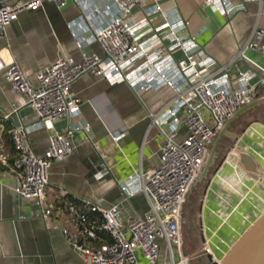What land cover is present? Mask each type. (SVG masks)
Segmentation results:
<instances>
[{
    "label": "built area",
    "instance_id": "2783aa9c",
    "mask_svg": "<svg viewBox=\"0 0 264 264\" xmlns=\"http://www.w3.org/2000/svg\"><path fill=\"white\" fill-rule=\"evenodd\" d=\"M150 1L106 0L101 4L94 0L0 1V39L6 36L7 26L17 20L19 13L42 9L45 2L58 9L73 3L82 12L78 21L67 25L76 51L81 54L80 61L74 62L59 47L56 59L35 73L36 85L10 59L7 48L0 51V71H4L12 90L25 98V105L38 123L51 129L58 121L67 122L63 131H52L48 136L42 158L25 141L28 128L19 123L10 130L14 151L11 169L18 174L14 192L32 202L45 222L53 215V208L45 204L51 163L71 154L72 139L77 133L89 132L87 123L75 119L80 100L70 93L71 85L90 73L110 84L125 83L136 94L163 86L174 92L161 110L149 114L151 126L164 138L158 166L147 172H133L123 180L119 184L121 198L108 209L86 199L66 206L67 222L73 231L63 228L62 234L84 264H140L139 255L144 264H189L196 255L184 254L181 249V211L187 195L216 136L239 109L258 98L259 87L264 85V67L246 56L247 52L264 54V28L255 26L236 56L214 68L215 61L198 43L199 34L188 32V22L172 19L157 5L148 7ZM237 1L203 0V5L230 18L247 3L264 2ZM154 14L164 20L159 26H153L149 20ZM93 44L100 47L101 56L86 52ZM239 60L250 64L258 77L247 69H238L231 78L228 72ZM15 112L6 114L3 120ZM2 126L0 123V136ZM181 127L187 133L178 141ZM122 136L111 134L113 141ZM6 160L0 150V164ZM101 168L105 169L103 164ZM139 193L145 196L148 210L143 215L125 216L123 203ZM90 214L96 216L92 221ZM99 233L108 235L110 242L89 245L100 240ZM202 235L203 252L217 264L220 258L209 247L211 238Z\"/></svg>",
    "mask_w": 264,
    "mask_h": 264
},
{
    "label": "crops",
    "instance_id": "0c3cea01",
    "mask_svg": "<svg viewBox=\"0 0 264 264\" xmlns=\"http://www.w3.org/2000/svg\"><path fill=\"white\" fill-rule=\"evenodd\" d=\"M105 1L94 0V3ZM152 5H157L172 19L188 22V32L199 34L198 43L215 61L214 68L229 63L236 56L255 26L264 28V2L261 5L247 3L230 18L207 9L203 0H151L147 6ZM81 17V10L73 3L58 9L53 3L45 2L42 9L25 10L7 26L6 36L0 39V51L7 48L10 59L36 85L35 73L56 59L59 47L74 62L80 61L81 54L76 51L67 25ZM149 20L153 26L164 22L159 14L150 16ZM86 52L102 55L96 44L89 46ZM246 56L264 67V54L247 52ZM238 69H247L258 77L254 68L242 60L236 62L228 75L234 77ZM70 93L80 100L75 119L87 123L89 132L87 135L77 133L72 139L71 154L51 163L45 204L53 208V215L45 222L32 202L14 192L18 174L11 169L14 151L10 130L19 123L28 128L25 141L32 152L42 158L48 147V136L52 131H63L67 122L58 121L51 129L39 124L25 105V98L12 90L4 71H0V123L3 124L0 150L7 159L0 164V264H84L62 234L63 228L73 231L67 222L66 206L70 200L86 199L108 209L121 198L119 184L123 180L133 172H147L159 164L164 138L151 126L149 114L157 113L173 98L172 89L163 86L136 94L125 83L110 84L103 77L87 73L71 85ZM258 96H264V85L259 87ZM262 105L264 103L256 107ZM250 109H239L226 122L210 146L205 166L196 179L207 177L199 203L200 230L211 238L209 247L216 254L221 251L226 254L232 243L264 211V126L251 123L245 127L243 116ZM13 110L16 112L3 120ZM234 122H237L235 129L240 128L238 133L230 131ZM117 133L123 136L113 141L111 134ZM186 133L181 127L177 140H182ZM223 134L236 136L234 146L210 171L213 154ZM241 153L253 160L257 173L243 168ZM147 210V200L140 193L122 205L125 216L143 215ZM183 223L181 215V226ZM162 259L163 256L160 262ZM139 263L144 264L140 255Z\"/></svg>",
    "mask_w": 264,
    "mask_h": 264
},
{
    "label": "rangeland",
    "instance_id": "374dc122",
    "mask_svg": "<svg viewBox=\"0 0 264 264\" xmlns=\"http://www.w3.org/2000/svg\"><path fill=\"white\" fill-rule=\"evenodd\" d=\"M244 119L246 120L245 123H247L245 127H247V125L251 123H258L264 126V105L260 107H254L248 110L245 116H243V120ZM239 120L241 121L242 119L240 118ZM234 125H237V122L233 123V125L230 128V131L233 133H238L240 131V128L235 129ZM235 138H236L235 135L233 136H228L227 134L222 135L220 140V145L217 147V150H215L213 154V158L211 160V165H210V169H211L210 171H212L215 167H217V165L225 158L226 151L229 148L230 150L232 149V147L234 146ZM206 178L198 179L196 183L191 187L181 212L182 219L184 220V223L181 226L182 252L184 254L196 255L193 259L190 260L189 264H212L210 257H208L203 252V248H202L203 235L200 230L201 222L199 216L200 197L203 190V186L206 182ZM226 237L228 238V235H226ZM233 239L234 238H232L231 241H233ZM223 254L225 253L222 251L217 253V256L218 258H220V260L224 256Z\"/></svg>",
    "mask_w": 264,
    "mask_h": 264
},
{
    "label": "water",
    "instance_id": "95a60500",
    "mask_svg": "<svg viewBox=\"0 0 264 264\" xmlns=\"http://www.w3.org/2000/svg\"><path fill=\"white\" fill-rule=\"evenodd\" d=\"M264 103V96L258 97L244 109ZM240 164L249 173H257L253 160L245 153L240 154ZM217 264H264V211L232 243L227 253Z\"/></svg>",
    "mask_w": 264,
    "mask_h": 264
},
{
    "label": "trees",
    "instance_id": "16d2710c",
    "mask_svg": "<svg viewBox=\"0 0 264 264\" xmlns=\"http://www.w3.org/2000/svg\"><path fill=\"white\" fill-rule=\"evenodd\" d=\"M9 138H10V136H9ZM10 141H11V138H10ZM12 144V143H11ZM12 148H13V146H12ZM70 202H75V200H70ZM94 217H96V216H94L93 214H90V221H92V220H94ZM99 217V216H98ZM100 224V222H98L97 223V225H99ZM99 238H100V240L99 241H95V242H93V246H98V245H100V244H102V243H108V242H110V238H109V236L108 235H106V234H104V233H99Z\"/></svg>",
    "mask_w": 264,
    "mask_h": 264
},
{
    "label": "bare ground",
    "instance_id": "6f19581e",
    "mask_svg": "<svg viewBox=\"0 0 264 264\" xmlns=\"http://www.w3.org/2000/svg\"><path fill=\"white\" fill-rule=\"evenodd\" d=\"M251 148V147H250ZM262 157V156H261ZM229 160V159H228ZM227 164V163H226ZM236 164V163H235Z\"/></svg>",
    "mask_w": 264,
    "mask_h": 264
},
{
    "label": "flooded vegetation",
    "instance_id": "af4514ba",
    "mask_svg": "<svg viewBox=\"0 0 264 264\" xmlns=\"http://www.w3.org/2000/svg\"><path fill=\"white\" fill-rule=\"evenodd\" d=\"M212 264H215V263H213V262H211Z\"/></svg>",
    "mask_w": 264,
    "mask_h": 264
}]
</instances>
